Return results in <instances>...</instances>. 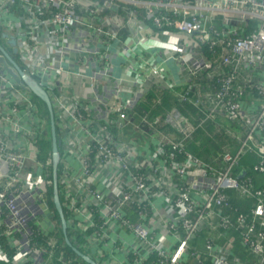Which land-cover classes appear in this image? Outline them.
Wrapping results in <instances>:
<instances>
[{
	"label": "built area",
	"instance_id": "built-area-1",
	"mask_svg": "<svg viewBox=\"0 0 264 264\" xmlns=\"http://www.w3.org/2000/svg\"><path fill=\"white\" fill-rule=\"evenodd\" d=\"M123 13L131 23H146L158 33L183 35L180 48L168 54L187 70L182 101L193 98L197 88L191 82L199 75L216 76V87L206 97L211 104L204 109L206 117L194 127L180 123L177 140L162 136L159 127L165 123L158 124L159 118L142 113L139 120L134 118L138 102L126 101L124 85L116 83L108 102L97 98L99 77L116 81L110 50L121 38L111 25ZM13 15L18 25L11 23ZM78 24L101 47L79 48L68 67L64 55ZM0 34L6 40L0 42V262L47 264L54 252L35 238L40 228H56L45 211L52 161L43 160L39 150L47 121L22 77L9 71L16 72L13 62L47 92L59 116L61 203L68 228L96 264H189L193 258L204 264L191 242L205 225L212 231L237 228L244 247L264 260L259 226L264 223V191L231 175L247 150L264 154V0H0ZM11 39L16 41V58ZM53 40L50 51L47 44ZM142 54L136 41L117 51L127 60ZM89 66L94 71L90 99H82L75 95L74 79L84 77ZM148 73L167 83L165 68L153 66ZM195 104L205 106L201 99ZM217 115L243 122L247 130L237 139L241 144L235 154L225 153L229 166L223 170H213L182 143ZM155 135V151L144 157L139 140ZM156 161L171 169L169 179L158 176ZM258 170L264 172V165ZM230 189L256 200L251 215L236 220L222 215L219 208L228 205ZM159 197L165 202L161 207ZM170 236L173 244L167 247L163 239ZM204 248L212 264H257L231 260L230 248L214 238Z\"/></svg>",
	"mask_w": 264,
	"mask_h": 264
},
{
	"label": "trees",
	"instance_id": "trees-1",
	"mask_svg": "<svg viewBox=\"0 0 264 264\" xmlns=\"http://www.w3.org/2000/svg\"><path fill=\"white\" fill-rule=\"evenodd\" d=\"M191 83L198 89H196V93L194 94L193 98L189 102H184L179 98V94L185 91V87L180 93H178L175 101L177 106L179 105L178 110L180 112L184 113V109L187 108L191 111V116L194 117L192 121L187 123L183 122L181 125L189 124V126L194 127L199 124L200 120L206 117L204 109L210 108L211 105L209 101L210 98L206 97L210 96L212 89H215L217 79L215 75L213 77L212 72H204L195 78ZM161 87L165 86L161 85ZM167 89L168 88H161L155 93L151 92L149 94V97L154 101L155 106L154 108H151L150 106L149 110L144 109V111H147L146 116H148L149 119H153V115L159 114L157 111L154 112L156 107L157 109H166L168 107L166 104L167 99L163 95L159 96L161 91H165ZM36 99L38 98L36 97ZM159 99L160 102H158ZM195 99H201L205 103V108L203 106H197L195 104ZM144 111L142 110L141 113L144 114ZM163 117L168 118V115ZM164 118L160 119L158 124H161L164 121ZM135 119L139 120L140 117ZM214 120L215 119H208L202 128H198L193 136L183 139L182 143L187 152L205 162H208L213 170H223L229 166L224 159L225 153L235 154L238 148L236 145L231 147L226 146L224 144L226 139L222 136L226 135L228 138L232 137L237 140L241 136H244L247 130L243 125V122H239L238 120L231 121L225 117L223 121L218 123ZM157 125H155V127ZM163 127L165 126H160L159 130H161ZM151 131L152 130H150V132ZM46 142H52L50 131H48L46 138L42 141L45 150L44 156L45 158H50L52 157V149L51 145L49 149L45 147ZM170 149L171 148L168 150ZM261 164L264 165V154H260L257 150H247L231 167V175L235 179L250 183L252 185V189L254 190L264 191V172L258 170V167H260ZM206 170L212 174L210 169L206 168ZM49 179L51 182L46 186V194L47 197H53L54 187L52 173L50 174ZM63 199V194L60 192L61 202H64ZM256 204L257 202L254 198L246 194H242L239 190L230 189L228 191V205L222 207L221 209L219 208V211L223 216L229 217L231 220H236L237 216L241 214L251 215L252 209L256 206ZM55 212V218L59 220V227L50 228V230H44L40 228L41 231L36 234L37 236L35 238L39 246L53 250L54 252V254L51 253L53 257L47 262V264H89L79 257L72 248H77L86 254H89V252L91 253V251L86 250L82 244L83 241H81L76 233L70 230V228L67 229V237L71 242V246L67 244L62 227L60 228L61 220L56 209ZM64 214L65 216L67 215V209H65V207ZM259 226L261 227L260 230L264 231V223ZM210 238H214L220 246H228L230 248L229 258L231 260L236 259L242 262L255 261L257 264H264V260L244 247L240 230L233 227V229L229 231H223L222 229H216L215 231H212L208 225L203 226L196 235V238L191 242L192 246H194L195 250L199 253V257L203 260L204 264H212V260L204 248L205 242ZM51 240H55V244H49ZM3 243L5 244V241H3ZM50 250L49 252H51ZM59 256H61V259L58 258ZM0 264L5 263L0 262ZM189 264H199V259L193 258L190 260Z\"/></svg>",
	"mask_w": 264,
	"mask_h": 264
},
{
	"label": "crops",
	"instance_id": "crops-1",
	"mask_svg": "<svg viewBox=\"0 0 264 264\" xmlns=\"http://www.w3.org/2000/svg\"><path fill=\"white\" fill-rule=\"evenodd\" d=\"M119 13V12H118ZM83 22H87L88 17L85 12H81ZM11 23L14 25H18V16L13 15L11 17ZM7 24V21L4 23ZM111 30L116 31L119 39V43H116L111 48L110 57L112 63L114 65L113 75L116 78V81L113 79L108 80L106 76L99 77L100 84L98 85L97 92L100 95H97V98H103V102H108L109 97L112 95L113 90L116 86V83L119 85H124V95L127 100H131V102H138V106L133 110L134 118H139V114L144 111V109L149 110L154 108V101L149 97L151 92H156L161 88L159 83L168 84L167 90L161 91L159 96H164L167 99V108H161L154 110L159 112L158 115H153V119L164 118L163 116L168 115V118H164L162 123H165L161 130H159L162 136H167L171 139H179L180 131L179 124L187 123L194 119L191 116V111L187 108L184 109V113L178 110L179 105L177 106L175 98L178 96L184 88L185 84L188 80L187 70L182 65L177 63V61L173 58H169V53L180 48V42L184 40L183 35L177 36L173 33L168 34L167 32H157L153 29H149L148 25L143 22H132L129 20V16L126 13L118 16V19L113 21L111 25ZM73 33L74 36L70 37V47L67 49L64 59L65 66L72 67V63L69 61L77 56L78 49L86 48L90 50H94L96 47L100 48L101 44H95L92 40L90 34L85 30L82 24H78L76 28H74ZM2 37V36H1ZM3 38V37H2ZM5 38V37H4ZM14 40V39H11ZM15 41V40H14ZM135 41L138 45L143 49V54L139 55L140 57L134 59H124L122 56L117 55V51L120 50L122 44L128 43V45L133 46ZM8 43V42H7ZM16 43V41H15ZM11 51L14 58H16L17 50H15V44H12L10 41ZM55 46V40L51 41V43L47 44V47L51 51ZM14 47V48H13ZM48 51L45 50L44 56L48 57ZM39 56V55H38ZM168 58V60L166 59ZM143 60V62H141ZM153 66L165 68V79L167 81L155 80L151 73H148L149 69H153ZM85 76H78L74 79L75 86L73 90L75 91V95L82 99H90L91 93V83L94 71L92 67H86L84 69ZM141 73V77H138V74ZM143 81H141V80ZM264 81L263 79H261ZM162 84V86H165ZM152 90V91H151ZM162 100V99H161ZM257 104V103H256ZM184 108V106H183ZM165 110V111H161ZM144 115L147 114V111H144ZM204 119V118H203ZM224 117L222 115H217L215 122L223 121ZM170 120V122H168ZM132 134V132H129ZM158 135V134H157ZM155 135L153 139L148 140L145 138L139 140L141 143V150L143 151V156L148 157L149 154L153 155L155 148L158 143V136ZM163 136V137H164ZM156 142V143H155ZM155 167H158V176L162 179H169L168 175L171 174V169L165 166V163L162 161H156ZM161 207L164 205V198H157V204ZM127 239H130L127 236ZM163 244L167 247L173 244V237H164ZM116 257L120 260H123L124 257L120 254H116Z\"/></svg>",
	"mask_w": 264,
	"mask_h": 264
},
{
	"label": "water",
	"instance_id": "water-1",
	"mask_svg": "<svg viewBox=\"0 0 264 264\" xmlns=\"http://www.w3.org/2000/svg\"><path fill=\"white\" fill-rule=\"evenodd\" d=\"M12 44H15L14 40H10ZM1 61L3 62L4 60L1 58ZM14 66L16 68V72L12 69L9 68V71L15 75V76H20L22 77L23 81L28 85L30 90L37 96L41 101L45 103L49 110L50 114V124H51V136H52V169H53V200H54V205L55 209L57 210V213L59 214L60 220H61V227L62 231L65 236V240L69 246H71V242L67 237V229H68V224L65 218L63 206L60 200L59 196V190H58V165L60 161V153H59V141L57 140V131H56V125H55V113L53 110L52 102L47 94V92L35 81L33 80L30 76H28L24 71L21 70V68L14 63ZM75 253L81 257L85 262L89 264H96V262L90 258L89 256L85 255L83 252L76 248H72Z\"/></svg>",
	"mask_w": 264,
	"mask_h": 264
},
{
	"label": "rangeland",
	"instance_id": "rangeland-1",
	"mask_svg": "<svg viewBox=\"0 0 264 264\" xmlns=\"http://www.w3.org/2000/svg\"><path fill=\"white\" fill-rule=\"evenodd\" d=\"M0 42H2V43H6V40L4 39V38H2L1 37V34H0ZM36 103H37V105L39 106V108H40V116L44 119V120H46L47 121V123L45 124V126H44V128L46 129V130H48V131H50V127H51V124H50V114H49V110H48V108L46 107V105L44 104V102H42L41 100H38V99H36ZM46 109V110H45ZM56 120H59V116L57 115L56 116ZM222 137H224L226 140H225V142H224V144L226 145V146H237V148L240 146V142L238 141V140H236L235 138H232V137H227L226 135H224V136H222ZM50 145H51V149H52V142L50 143V142H46L45 143V147L47 148V149H49V147H50ZM39 150H40V154H41V156L44 158V159H46V161H49V158H45V156H44V146H43V143H41L40 145H39ZM48 173H49V176H48V178H50V172L48 171ZM51 181H50V179H49V183H50ZM53 198L52 197H48V199H47V202H48V204L49 205H47V208L45 209V211H46V215L47 216H49L50 215V217L52 218V220L54 221V224L56 225V226H58L59 227V220L57 219V218H55L56 217V212H55V205H53ZM89 254H91V256L92 257H94L95 259H96V257L92 254V253H90L89 252Z\"/></svg>",
	"mask_w": 264,
	"mask_h": 264
},
{
	"label": "bare ground",
	"instance_id": "bare-ground-1",
	"mask_svg": "<svg viewBox=\"0 0 264 264\" xmlns=\"http://www.w3.org/2000/svg\"><path fill=\"white\" fill-rule=\"evenodd\" d=\"M2 36V35H1ZM3 36H5V35H3ZM2 36V37H3ZM3 59V58H2ZM0 61H1V59H0ZM2 62V61H1ZM4 62V61H3ZM35 95V94H34ZM37 96H35V98H36ZM50 97V96H49ZM38 98V97H37ZM39 99V98H38ZM51 99V98H50ZM52 102V101H51ZM52 106H53V103H52ZM53 110H54V107H53ZM54 113H55V110H54ZM55 125H56V131H57V120H56V114H55ZM47 134H48V130H47ZM50 134H51V127H50ZM46 138V136L42 139V141L44 140ZM51 138H52V136H51ZM57 140L59 141V138H58V133H57ZM42 141H41V143H42ZM40 143V144H41ZM59 149H60V142H59ZM59 153H60V151H59ZM42 159L43 160H45L46 161V159H44L43 157H42ZM49 159H51V161L53 160L52 159V157H50ZM50 171H51V173L53 174V169H52V167H51V169H50ZM48 181H49V178H48ZM58 181H59V167H58ZM54 190V189H53ZM58 190H59V196H60V192H61V190H60V187H59V185H58ZM54 195V194H53ZM53 198V197H52ZM54 201V200H53ZM64 210V209H63ZM66 218V217H65ZM67 221V220H66ZM56 226V225H55ZM56 227H58V226H56ZM60 228H61V226H60Z\"/></svg>",
	"mask_w": 264,
	"mask_h": 264
}]
</instances>
